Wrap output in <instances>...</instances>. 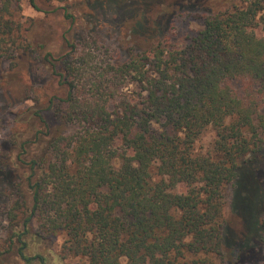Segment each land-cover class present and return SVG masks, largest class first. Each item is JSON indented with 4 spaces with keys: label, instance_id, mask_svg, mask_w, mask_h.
<instances>
[{
    "label": "trees",
    "instance_id": "obj_1",
    "mask_svg": "<svg viewBox=\"0 0 264 264\" xmlns=\"http://www.w3.org/2000/svg\"><path fill=\"white\" fill-rule=\"evenodd\" d=\"M1 1L0 65L49 62L44 41H29L10 14L22 0ZM243 2L202 10L181 43L159 30L130 37L125 58L103 65L70 45L57 72L65 96L49 101V115L30 112L40 127L12 140L15 161L0 150L6 253L44 264L29 238L62 235V258L85 264H264V0ZM190 11L199 9H178L168 29ZM208 127L211 146L197 152ZM227 186L239 232L225 227Z\"/></svg>",
    "mask_w": 264,
    "mask_h": 264
},
{
    "label": "rangeland",
    "instance_id": "obj_2",
    "mask_svg": "<svg viewBox=\"0 0 264 264\" xmlns=\"http://www.w3.org/2000/svg\"><path fill=\"white\" fill-rule=\"evenodd\" d=\"M243 1L35 0L37 9L29 0H22L20 9L16 6V2L12 3L10 14L17 19L21 16L24 20L27 39L36 46L39 40H43L44 49L50 51L51 56L49 62L20 57L16 61V67L11 68L7 62L0 65V145H2L0 150L8 146L11 156V160H3L7 164L15 161L17 150L14 148L13 139L15 141L17 138L19 142L21 135H24V138L30 136L33 128L40 127L37 120L36 122L33 120L35 124L31 127L33 115L30 112L34 109H43V114L49 115V111H46L49 101L56 102L65 96L66 90L60 83L57 72L63 70V60L72 50L71 44L77 45L78 52H89L94 62L103 65L107 61L113 62L117 58H125L130 37L146 42V38L156 35L155 32L159 30L166 32V36L170 37L169 40L172 42L181 43L185 35L201 28L202 19L199 15L203 14L202 10L209 7L220 9L228 4L240 5L244 3ZM180 8H194L199 11L176 15L168 29L170 19ZM3 13L6 15L7 11ZM52 66L56 71H53ZM213 138V130L208 127L195 141L194 150L204 152L211 146ZM0 164L6 163L0 161ZM256 166L257 184L264 195V157H260ZM1 179L2 176H0V190L3 187ZM179 189L184 188L180 186ZM231 190L230 186L224 189L223 219L225 227L233 232H239L242 226L241 219L231 209ZM13 194L10 197L12 200L15 196ZM4 215L0 212V253L3 252L0 255V264H23L16 256L15 249L9 253L5 252L10 230ZM38 238L30 237L29 246L31 252L44 256V264L86 263V260L79 256L62 258L61 245L64 236ZM231 240L232 237H228L224 244V250L230 260L231 252L232 257L235 255L234 249L230 247ZM39 262L38 258L32 260V264Z\"/></svg>",
    "mask_w": 264,
    "mask_h": 264
}]
</instances>
